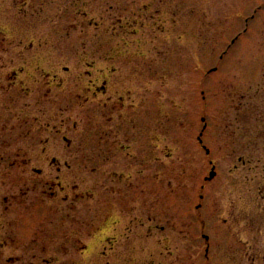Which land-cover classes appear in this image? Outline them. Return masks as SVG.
<instances>
[{
	"label": "rangeland",
	"instance_id": "1",
	"mask_svg": "<svg viewBox=\"0 0 264 264\" xmlns=\"http://www.w3.org/2000/svg\"><path fill=\"white\" fill-rule=\"evenodd\" d=\"M0 264H264V0H0Z\"/></svg>",
	"mask_w": 264,
	"mask_h": 264
},
{
	"label": "flooded vegetation",
	"instance_id": "2",
	"mask_svg": "<svg viewBox=\"0 0 264 264\" xmlns=\"http://www.w3.org/2000/svg\"><path fill=\"white\" fill-rule=\"evenodd\" d=\"M14 75L16 76V74L14 73ZM108 79L106 78L99 86H98V88L96 89V93H99V94H104L106 91H107V83H108ZM132 92V90H128L127 91V93H131ZM118 101H119V103H120V105H121V107H125L126 106V103H125V101H124V99H123V96H120V98L118 99ZM131 107H133L134 108V103H133V105L131 106ZM124 112V111H123ZM145 112V111H144ZM146 113V119H145V121H146V123H147V126H146V130H145V132H144V134H138V135H134L133 136V138L134 139H137V140H144L143 141V143L145 144V142H147V141H149V130H150V126H149V121H150V113L148 112V111H146L145 112ZM127 113H123V115H124V117H122V119L124 120V121H126V120H128V118L129 119H131L130 121H132L135 117H134V115L133 116H131V118H130V116H128V115H126ZM144 116H145V114H144ZM139 122H140V120H139ZM144 122V121H143ZM102 131H100V138H99V140L101 141V143H104L107 139H108V136H107V132L106 131H103V128L101 129ZM131 134V133H130ZM125 134H123L122 135V137L124 136ZM126 136V135H125ZM127 136H128V134H127ZM147 139V140H146ZM139 143V142H138ZM120 147H121V149L122 150H126L127 149V146H125L124 144H121L120 145ZM143 148H145V147H143ZM113 223H115V222H113ZM117 223V222H116Z\"/></svg>",
	"mask_w": 264,
	"mask_h": 264
},
{
	"label": "water",
	"instance_id": "3",
	"mask_svg": "<svg viewBox=\"0 0 264 264\" xmlns=\"http://www.w3.org/2000/svg\"><path fill=\"white\" fill-rule=\"evenodd\" d=\"M206 127V125L204 126ZM200 141L202 142V138H199ZM209 152V151H208ZM216 176V171H215V167H212V171L210 172V175L206 178V180H211ZM206 239H208V236H206Z\"/></svg>",
	"mask_w": 264,
	"mask_h": 264
}]
</instances>
